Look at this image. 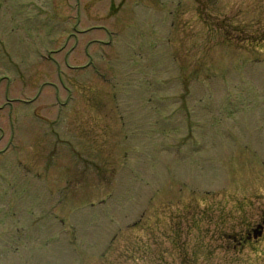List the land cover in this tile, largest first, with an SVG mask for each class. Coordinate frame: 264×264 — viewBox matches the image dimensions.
<instances>
[{
	"label": "rangeland",
	"instance_id": "1",
	"mask_svg": "<svg viewBox=\"0 0 264 264\" xmlns=\"http://www.w3.org/2000/svg\"><path fill=\"white\" fill-rule=\"evenodd\" d=\"M262 213L264 0H0V264H264Z\"/></svg>",
	"mask_w": 264,
	"mask_h": 264
},
{
	"label": "flooded vegetation",
	"instance_id": "2",
	"mask_svg": "<svg viewBox=\"0 0 264 264\" xmlns=\"http://www.w3.org/2000/svg\"><path fill=\"white\" fill-rule=\"evenodd\" d=\"M225 97H221L224 101H226L228 104H233L231 98L229 97V93H225ZM220 99V98H219ZM240 105V104H238ZM243 106V105H240ZM222 105L217 106L214 109L215 114L217 115L220 111L222 112ZM229 116V114H228ZM21 168L18 171L19 172ZM23 170L20 171V178H26L27 171L24 170L23 173H21ZM22 186L20 187V189ZM260 219V222L257 224H254V226L250 227L244 234L242 235H235L232 237L234 242H236L237 247L239 249L245 248L247 245L252 246V244L256 243L257 241H261L263 239L262 234L264 230H261L264 228V213H262L261 217H258ZM182 228L185 230V234H187L188 231H191L188 229L187 225H182ZM176 228V225H175ZM252 231V232H249ZM202 231H199L198 234L193 237V240L191 243H186L184 247L181 248V252L184 255L191 254L192 256H196V259L200 256V254L207 252V253H213L215 250H228L230 248L236 249L234 245L228 243L226 246L216 244L214 245V239L209 237H203L202 233L199 234ZM261 234V235H260ZM259 235V236H258ZM225 237L230 238V235H225ZM262 237V239H260ZM207 239L205 242L204 240ZM260 239V240H259ZM224 248V249H222ZM214 256V255H213ZM213 256L211 257L213 259ZM210 258V259H211ZM194 262V261H193Z\"/></svg>",
	"mask_w": 264,
	"mask_h": 264
},
{
	"label": "trees",
	"instance_id": "3",
	"mask_svg": "<svg viewBox=\"0 0 264 264\" xmlns=\"http://www.w3.org/2000/svg\"><path fill=\"white\" fill-rule=\"evenodd\" d=\"M259 42H260V41H259ZM259 42H258V40H256V41L254 42V44L259 43Z\"/></svg>",
	"mask_w": 264,
	"mask_h": 264
}]
</instances>
